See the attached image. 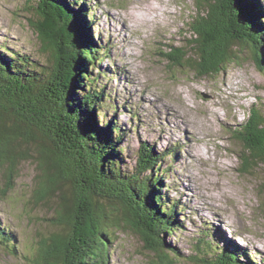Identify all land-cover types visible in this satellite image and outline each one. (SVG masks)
Instances as JSON below:
<instances>
[{"label":"rangeland","instance_id":"obj_1","mask_svg":"<svg viewBox=\"0 0 264 264\" xmlns=\"http://www.w3.org/2000/svg\"><path fill=\"white\" fill-rule=\"evenodd\" d=\"M85 2L89 19H94L95 41L110 57L101 63V70L94 69L96 76L106 73L99 76L96 88L110 95L103 111L127 132L121 145L123 171L134 172L143 143L172 155L163 160L161 171L168 170L163 178L167 201H177L184 208L179 215L181 227L166 237L182 255L171 254L174 264H211L219 253L228 257L229 246L249 252L256 263L264 264V165L252 175L240 171L243 146L237 136L253 107L264 115V72L249 57L251 51L244 49L239 64L201 77L193 68L172 65L165 56L182 53L185 60L188 53L194 56L196 0ZM39 4V0H0V54L52 63L51 52L44 50L31 26L30 19H39ZM72 8L80 7L73 4ZM147 15L153 22L136 24ZM188 117L193 123L185 122ZM98 121L104 127L108 118L100 114ZM21 145L28 155L19 159L12 181L6 177L8 167H0V192L9 188L6 196L0 194V228L15 237L7 247L0 244V264H44L46 240L67 234L64 226L55 223L59 189L46 201H38L39 151L30 141ZM193 148L203 154L195 163L189 155ZM208 231L210 237L204 234ZM110 235L106 264H161L133 232L111 231Z\"/></svg>","mask_w":264,"mask_h":264},{"label":"trees","instance_id":"obj_2","mask_svg":"<svg viewBox=\"0 0 264 264\" xmlns=\"http://www.w3.org/2000/svg\"><path fill=\"white\" fill-rule=\"evenodd\" d=\"M39 1V19H30L31 26L53 60L39 64L30 56L0 54V167H8L6 177L12 181L19 159L28 155L21 144L30 141L40 155L38 201H46L59 189L55 223L67 234L46 240L44 264H106L111 231L133 232L161 264H174L171 254L182 255L166 237L181 227L184 208L167 201L163 182L168 170L161 171L163 160L172 155L143 143L134 172L123 171L121 145L127 132L103 111L110 95L96 89L99 76L106 73L96 76L94 69L101 70V63L110 57L95 41L86 0ZM196 3L195 54L188 53L186 60V54H166L171 64L211 76L239 64L245 49L264 72V0ZM73 4L79 10L73 11ZM114 108L119 109L116 104ZM100 114L108 118L104 127L99 125ZM237 136L243 146L240 171L252 175L264 165L260 110L251 109ZM204 234L210 237L209 231ZM14 241V235L0 228V244L7 247ZM228 253V257L219 253L211 264H258L243 249L229 246Z\"/></svg>","mask_w":264,"mask_h":264},{"label":"bare ground","instance_id":"obj_3","mask_svg":"<svg viewBox=\"0 0 264 264\" xmlns=\"http://www.w3.org/2000/svg\"><path fill=\"white\" fill-rule=\"evenodd\" d=\"M152 8V7H151ZM135 16V15H134ZM155 17H157V16H155ZM114 18V17H113ZM136 18V17H135ZM122 20V22H124L125 24H128V22H127V20L125 19H123V18H121ZM114 20H115V18H114ZM136 22V24H142V22H153L152 21V18L151 17H149V15H147V16H145V17H141L140 18V20L139 21H135ZM112 28H113V30H114V28H115V24H113L112 23ZM116 28H117V26H116ZM118 29V28H117ZM120 37V36H119ZM114 38V37H113ZM115 40V39H114ZM156 101V100H155ZM157 102V101H156ZM158 105H160L161 107V110H163L164 111V108H163V105H162V103H159ZM182 110H183V108H181ZM186 113V112H185ZM165 114L167 115V119H168V114L165 112ZM187 114H188V112H187ZM217 114V113H216ZM188 119H189V117H188ZM185 120V122L187 123H193V121L191 120V119H189V120ZM171 120V119H170ZM196 121H198V120H196ZM170 122V121H169ZM176 123L177 124H179L177 121H176ZM178 128V127H177ZM212 129V125L211 124H209V125H207V130H211ZM178 130L179 131H182V132H184V133H186V134H188V136H190V132L189 131H183V130H181L180 128H178ZM198 135H202V133H199ZM160 136L163 138V134H160ZM188 148L189 149H192L191 148V146H188ZM194 150H190V152H189V155H190V159L192 160V162H197L198 161V158H199V156H201L202 158H203V154H202V150H199V149H197V148H193ZM189 162V161H188ZM201 163V162H200ZM204 163V162H203ZM189 180V179H188ZM192 182H193V180H192ZM197 213H199L197 210H195ZM200 214V213H199ZM201 215V214H200ZM201 216H203V215H201ZM204 217V216H203ZM212 219H215V218H212ZM218 219V218H217ZM220 220V219H219Z\"/></svg>","mask_w":264,"mask_h":264}]
</instances>
